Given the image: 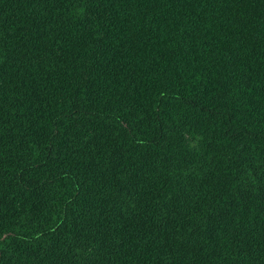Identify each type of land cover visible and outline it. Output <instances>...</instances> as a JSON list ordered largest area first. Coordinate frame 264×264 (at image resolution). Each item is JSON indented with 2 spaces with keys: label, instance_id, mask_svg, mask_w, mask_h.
I'll return each mask as SVG.
<instances>
[{
  "label": "trees",
  "instance_id": "obj_1",
  "mask_svg": "<svg viewBox=\"0 0 264 264\" xmlns=\"http://www.w3.org/2000/svg\"><path fill=\"white\" fill-rule=\"evenodd\" d=\"M0 264H264V0H0Z\"/></svg>",
  "mask_w": 264,
  "mask_h": 264
}]
</instances>
